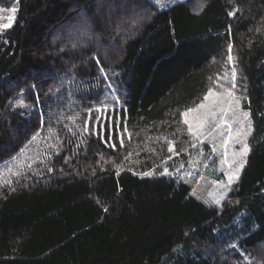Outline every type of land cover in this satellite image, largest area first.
<instances>
[{"label":"trees","instance_id":"16d2710c","mask_svg":"<svg viewBox=\"0 0 264 264\" xmlns=\"http://www.w3.org/2000/svg\"><path fill=\"white\" fill-rule=\"evenodd\" d=\"M159 3L0 0L17 9L0 31V264H264V0ZM209 89L253 123L221 210L206 174L143 175ZM113 96L106 143L88 110Z\"/></svg>","mask_w":264,"mask_h":264},{"label":"rangeland","instance_id":"374dc122","mask_svg":"<svg viewBox=\"0 0 264 264\" xmlns=\"http://www.w3.org/2000/svg\"><path fill=\"white\" fill-rule=\"evenodd\" d=\"M12 7H14L13 4H7V5L0 4V8L10 9ZM8 14H9L8 12L0 13V15L5 17ZM211 90L217 94L228 92V91H220L216 89H211ZM235 97L240 100V107L239 109L236 110L237 113L240 114L242 112H249L248 110L242 107L241 99L237 95H235ZM212 102H213L212 100L205 101L203 98L199 104L205 103L206 105H210ZM198 105L190 109H196ZM11 107L19 108L23 111L26 110L28 112L31 111V107L25 101V97L23 96V94H19L14 100L11 101ZM224 107H227V104H225ZM200 111L203 112L205 110L201 109ZM195 115L196 113H190L188 117V119L193 122L194 127H195V120L193 119V117ZM228 120L229 123H231L230 115L228 117ZM250 121H251L252 133H253V123H252L251 115H250ZM182 122L184 124L183 131L178 130L174 134L171 135L169 133L166 134L162 139L157 138V141L159 140L160 145L163 147H157L160 148V151H157V153H155L157 158L156 164L154 165V168L149 171L151 172V175H146V176L149 177L171 176V177H175L178 180H181V179H194L199 174H206L211 182V188L208 192V196L211 201H212V195L210 194H219L225 191L227 192L226 197L221 201L220 205L214 204L216 207H218L221 210L224 207L225 202L229 200L228 195L233 185L240 179L246 162L242 170L240 171L239 178L234 179L231 185H229L228 176L226 175V173H230L232 169L229 168L228 164L225 163V159H226L224 155L225 149L223 146V140L226 139L228 135L226 126L221 124L219 128H216L215 124L219 123V117H217V120L212 125L211 130L206 128L204 130V135L197 137V136H193V134L189 132L188 125L184 123L183 116H182ZM240 127L241 126L239 124H232V134L234 136L236 134V130ZM244 129L245 131L247 130V122H245ZM251 135H249L247 139L249 148H250L249 141ZM169 142H171L172 151H169V147H170ZM213 145L216 146V151H213ZM240 148L241 145L230 143L227 150L228 152L227 159L231 161L232 153L234 151H239ZM162 154H163V158L162 160H160L159 158L161 157ZM247 158L248 156L246 157V161ZM5 166L6 167H4V169L7 168L8 165L5 164ZM165 168L168 169L167 174L164 173ZM1 169H0V175H2L4 171V169L2 171ZM10 169L11 171H13L15 167L13 166ZM10 169L9 172H11ZM188 173H192V175L189 176ZM1 179L2 178H0V180ZM260 254L262 257L261 259H264V249ZM241 262L246 264L252 262H254L255 264H262L261 261L257 260L255 257L253 258L251 255L249 257V255L247 254H244V256L241 258Z\"/></svg>","mask_w":264,"mask_h":264},{"label":"snow or ice","instance_id":"6c2138e0","mask_svg":"<svg viewBox=\"0 0 264 264\" xmlns=\"http://www.w3.org/2000/svg\"><path fill=\"white\" fill-rule=\"evenodd\" d=\"M158 6L163 8L166 6L165 3H159L158 0ZM204 5L201 4L199 8L195 9V14H199L203 10ZM17 9L16 7H12L10 9L6 8H0V13L8 12L9 14L5 17L0 15V31L7 30L12 27L15 19V13ZM235 9L228 12L229 16H233L235 14ZM6 20V22H5ZM228 60L232 61L233 57L231 55V46H229V56ZM99 62V61H98ZM236 73L233 72L232 79H235ZM111 88L112 85H109ZM235 87V85H233ZM205 101L212 100L213 102L210 105H206L205 103H201L197 106L196 109H188L185 112L182 113V116L184 117V123L188 125V130L193 134V136H203L204 130L206 128L210 129L212 128V125L216 122L217 117H219V123L215 124L216 128H219L221 124L226 126L228 135L227 138L223 140V146L225 149L224 155H225V163L228 164L229 168L232 169L230 173H226L228 176V184L231 185L234 179H238L240 175V171L242 170L245 162L246 157L248 156L250 152L249 145L247 143L248 136L252 133L251 128V121H250V113L249 112H242L240 114L237 113V109L240 107V100L237 99L233 92L228 91L227 93H220L217 94L213 92L211 89H209L208 93L204 96ZM111 102L120 103L119 99L115 96L111 98V101L105 100L99 102V106H97L95 109H89V121L93 118V112H99L101 113V116H96V122H97V130L95 132L96 135L100 136L101 139H104L106 143L113 140V135H105L106 133H114L118 128L119 124L114 121V118H110L108 113V108L111 104ZM227 104V107H224V105ZM204 109L205 111L201 112L200 110ZM190 113H196V115L193 117L195 120V127L193 125V122L188 119ZM231 117V123H229L228 117ZM101 117L105 120L104 124H101ZM109 119H113L114 127L112 129H109L107 121ZM245 122H247V130L245 131L244 125ZM232 124H239L241 127L236 130L235 136L232 134ZM85 131L91 132L92 126L90 123L86 122V127L84 129ZM123 132H127V127L125 126L123 129ZM130 135V134H129ZM33 140L36 139V136L32 137ZM169 151H172L171 148V142ZM230 143L241 145V148L239 151H234L232 153V159L229 161L227 159L228 155V146ZM123 144V139L121 138V145ZM113 148H115V144H111ZM213 151H216V146L213 145ZM131 155V154H130ZM118 171L117 174H119V168L120 166H116ZM11 171V169H10ZM51 171V169H49ZM164 173H168V169H164ZM16 174V173H14ZM143 175H151V172L143 173ZM189 176L192 175V173H188ZM212 195V203L216 205H220L221 201L226 197L227 192H221L219 194H210ZM207 203V201H206Z\"/></svg>","mask_w":264,"mask_h":264}]
</instances>
